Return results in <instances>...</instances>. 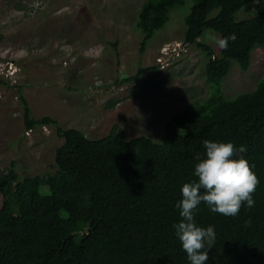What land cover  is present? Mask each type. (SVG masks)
I'll return each mask as SVG.
<instances>
[{"label":"trees","instance_id":"trees-1","mask_svg":"<svg viewBox=\"0 0 264 264\" xmlns=\"http://www.w3.org/2000/svg\"><path fill=\"white\" fill-rule=\"evenodd\" d=\"M193 1L181 42L204 50L208 93L172 113L160 141L144 134L126 139L118 126L89 138L51 116L35 118L15 86L24 130L53 126L62 142L52 172L21 178L14 160L0 168V264H190L173 225L181 219L176 204L183 184L198 179L194 168L196 156L203 158L204 140L243 145L246 152L234 158L246 159L260 181L255 206L242 207L236 216L213 213L203 202L198 206L197 225L213 226L216 233L205 264H264V74L251 90L234 96H225L222 87L232 61L246 71L253 49L264 47V0ZM184 3L144 0L135 23L141 52L170 10ZM245 7L254 14L237 19ZM205 30L219 39L233 33L237 38L217 54L197 42ZM153 70L158 64L120 82ZM2 84L9 86L0 77Z\"/></svg>","mask_w":264,"mask_h":264},{"label":"rangeland","instance_id":"rangeland-1","mask_svg":"<svg viewBox=\"0 0 264 264\" xmlns=\"http://www.w3.org/2000/svg\"><path fill=\"white\" fill-rule=\"evenodd\" d=\"M144 0H0V168L27 174L54 171V150L62 139L53 126L26 131L15 86H20L35 118L58 120L89 138L121 127L126 139L147 135L160 141L170 115L206 97L207 57L192 44L186 53L146 71L131 81L140 67L156 66L165 42L181 41L193 0L174 7L169 20L140 51L135 29ZM213 11L211 15L215 14ZM247 7L237 19L253 15ZM219 35L205 30L197 42L219 54ZM264 74V47L252 51L250 66L236 62L222 82L225 96L251 90ZM139 89V90H137Z\"/></svg>","mask_w":264,"mask_h":264},{"label":"clouds","instance_id":"clouds-1","mask_svg":"<svg viewBox=\"0 0 264 264\" xmlns=\"http://www.w3.org/2000/svg\"><path fill=\"white\" fill-rule=\"evenodd\" d=\"M236 38L233 33L216 43L223 50L229 40L235 41ZM187 51L181 41L165 42L158 49L157 64L163 65ZM203 148V158L199 154L196 156L198 162L194 168V176L198 179L183 184L182 199L176 204L181 219L173 225L190 264H205L209 258L208 250L214 247L216 240L213 226L205 228L197 225L195 213L198 206L203 202L213 213L236 216L242 207L251 209L255 206L253 197L260 183L246 159L234 158L238 153L246 152L243 145L237 148L232 142L204 140Z\"/></svg>","mask_w":264,"mask_h":264},{"label":"built area","instance_id":"built-area-1","mask_svg":"<svg viewBox=\"0 0 264 264\" xmlns=\"http://www.w3.org/2000/svg\"><path fill=\"white\" fill-rule=\"evenodd\" d=\"M164 50H165V48H164ZM159 59H160V57H159Z\"/></svg>","mask_w":264,"mask_h":264}]
</instances>
